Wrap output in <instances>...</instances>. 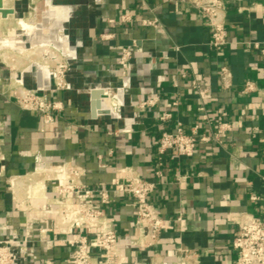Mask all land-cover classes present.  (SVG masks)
<instances>
[{"label":"crops","instance_id":"obj_1","mask_svg":"<svg viewBox=\"0 0 264 264\" xmlns=\"http://www.w3.org/2000/svg\"><path fill=\"white\" fill-rule=\"evenodd\" d=\"M23 1L12 0L16 16L0 21V32L25 34L21 21L27 4L37 21L43 2L37 22L53 9V20L62 25L68 58L60 55L69 65L70 87L49 94L63 101L65 110L44 127L40 115L22 110L9 92L20 81L28 88L49 87L50 72L48 86H41L36 75L24 70L18 74L21 80L17 74L9 77L8 66L0 63V239L16 235L22 241L30 232L27 247L39 251L35 264H72L74 248L60 241L64 236L58 235L54 216L33 218L13 200L8 179L70 163L85 169L86 183L109 186L128 168L156 183L149 201L167 219L154 248L132 246L137 235L133 200L115 196L117 202L105 212L128 264H179V247L197 251L201 264H235L233 220L246 213L264 217V56L253 49L254 42H264V15L256 7L264 0H225L228 45L221 52L210 46L209 22L191 0ZM122 15L133 20L122 23ZM144 19H158L160 27H145ZM107 35L111 38L103 39ZM123 48L132 51L125 75L118 63ZM223 65L233 73L231 90L221 87ZM246 81H253L259 92L244 94ZM195 82L209 93L199 94ZM155 97V107L139 108ZM166 113L172 117L161 123ZM217 120L232 125L220 143H199L191 158L170 151L159 159L155 142L163 131L180 126L190 134L200 124L210 134ZM47 196L34 204L54 209L57 195L51 185ZM253 196L259 199L252 201ZM19 264H29L22 253Z\"/></svg>","mask_w":264,"mask_h":264},{"label":"built area","instance_id":"obj_2","mask_svg":"<svg viewBox=\"0 0 264 264\" xmlns=\"http://www.w3.org/2000/svg\"><path fill=\"white\" fill-rule=\"evenodd\" d=\"M243 1V0H236ZM191 5L201 12L207 19L211 30L210 46L221 52L228 45L227 38V7L225 0H191ZM264 15V5L257 4ZM122 23L133 20L130 15L120 17ZM145 27H160L158 19H144ZM111 38L110 35L103 39ZM253 49L264 56V42H254ZM51 85L46 88H28L21 81L14 87L9 95L19 107L28 112L40 115L43 126L49 127L56 122L65 110L63 101L52 99L51 92H64L70 87L67 80L69 69L68 62L56 50L47 48ZM132 51L123 48L119 58V71L125 75L131 65ZM219 80L223 90L233 88V73L230 66L223 65L219 68ZM199 94H208L209 90L198 83L193 84ZM242 92L250 94L259 92L253 81H246ZM264 101V93H263ZM158 98L142 101L141 110L155 107ZM205 112V108H201ZM223 117L227 114L223 113ZM172 115L166 113L160 117V122L170 120ZM202 118L209 120L205 112ZM217 127L210 134L203 133L201 125L192 128L190 134L183 132L180 126L175 131H163L155 142L159 159L170 151H176L178 156L191 158L194 156L199 143H220L229 132L232 131L231 123L226 120H217ZM101 158V156H99ZM0 155V160H3ZM120 176L115 178L109 186H98L85 182V169L80 165L61 163L43 167L35 171L30 177H12L8 179L9 188L13 200L20 202L33 218H47L53 215L55 229L58 235L64 236L60 241L74 248L72 264H128L121 249L112 219L106 214L105 208L117 202L116 195H125L133 200L136 212L135 229L137 235L131 242L132 246L142 250L154 248L160 241L167 219L157 212L155 206L150 203L149 197L156 189V183L142 180L131 169H122ZM160 176V172H157ZM264 181V175L262 177ZM23 181L24 187L20 197L15 194L13 183ZM43 183V189L36 192L34 189L38 182ZM51 185L57 195L54 201V209L46 204L37 206L34 201L48 200L47 190ZM252 201L259 198L253 196ZM179 216L177 220H180ZM34 220V219H33ZM30 220L32 224L34 221ZM237 226L232 248L236 254L235 264H264V217H257L246 213L233 220ZM45 231V230H44ZM30 232H26L25 239L20 240L16 235L8 239H0V264H19L21 253L29 259V264L38 262V249L27 247L30 242ZM179 264H201L200 254L186 247H179ZM153 264H166L158 261Z\"/></svg>","mask_w":264,"mask_h":264},{"label":"bare ground","instance_id":"obj_3","mask_svg":"<svg viewBox=\"0 0 264 264\" xmlns=\"http://www.w3.org/2000/svg\"><path fill=\"white\" fill-rule=\"evenodd\" d=\"M52 10L46 11L44 13L43 22H41V23L36 22L35 19H33V17L28 21H25V20L21 21V27H23V29L25 31L24 35H20V36L15 35V36L6 37V38H4L0 35V52H1V50H4V49H12V50L18 51L20 53H25L31 49H36L38 47H43V46L48 47L49 45L59 46V45L63 44L64 43V37L61 34L62 25L59 21H57L58 22V24H57L53 20ZM32 67H36L37 70L35 72H32V70H31ZM49 72L50 71L44 69V67L40 63H37V64H34L30 67H27L26 70H24V72L22 74H24V73H27V74L30 73L31 74L32 73V74L36 75V77L39 79L41 86H48V84H49ZM18 77L21 80L22 76H18ZM109 101H110V99H109ZM40 167H42V166H40ZM23 187H24L23 181L19 180V181H15L13 183V189L15 191V194L18 197H20ZM42 189H43V183H41V181H40L37 183L34 190L36 192H38Z\"/></svg>","mask_w":264,"mask_h":264},{"label":"rangeland","instance_id":"obj_4","mask_svg":"<svg viewBox=\"0 0 264 264\" xmlns=\"http://www.w3.org/2000/svg\"><path fill=\"white\" fill-rule=\"evenodd\" d=\"M3 1H4V9H6L7 11L10 9H13L10 6V3L12 2V0H3ZM29 1L30 0L23 1L22 4H27ZM40 5H41L40 6L41 8L39 7V15L37 17V21H39L41 19L40 13L44 10L43 2H41ZM24 12L25 13H24V15H22V18L25 20H29L31 18V15H29L31 10L28 9V4H27L26 10ZM15 16L16 15H9L8 18H6V19H2L0 16V21H3V20L8 21L9 18H13ZM11 22H13V21H11ZM39 23H41V22H39ZM0 24H1V22H0ZM0 35L4 38L8 37V36H4L1 32H0ZM9 36L11 37L12 34ZM47 48H51V47H46V46L38 47L34 50H30L28 52H25V53L21 54L20 56L19 55L17 56L16 54H14V52H12L11 49L10 50H8V49L1 50V52H0V63H3L4 65L8 66L9 77L13 76L14 74L18 75L23 70H26L27 67H30V66L37 64V63H40L44 67V69L49 70L47 68V66H50V63H48V53L45 52L47 50ZM51 50H55V49L51 48ZM31 70H32V72H35L37 70V68L32 67Z\"/></svg>","mask_w":264,"mask_h":264},{"label":"water","instance_id":"obj_5","mask_svg":"<svg viewBox=\"0 0 264 264\" xmlns=\"http://www.w3.org/2000/svg\"><path fill=\"white\" fill-rule=\"evenodd\" d=\"M15 14H16V11L14 8L10 9L8 11L6 9H4V1L0 0V16L2 19H6V18H8L9 15H15ZM48 47H51V48L57 50L59 53L63 54L65 57H67V51L65 49V44H61L59 46L49 45ZM104 103L107 105L108 101L106 100V101H104Z\"/></svg>","mask_w":264,"mask_h":264}]
</instances>
